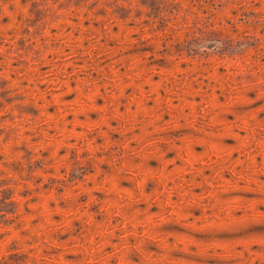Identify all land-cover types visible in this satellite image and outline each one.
<instances>
[{"label": "rangeland", "instance_id": "obj_1", "mask_svg": "<svg viewBox=\"0 0 264 264\" xmlns=\"http://www.w3.org/2000/svg\"><path fill=\"white\" fill-rule=\"evenodd\" d=\"M0 264H264V0H0Z\"/></svg>", "mask_w": 264, "mask_h": 264}]
</instances>
